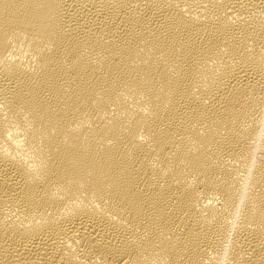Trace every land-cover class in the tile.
Instances as JSON below:
<instances>
[{
    "label": "bare ground",
    "instance_id": "6f19581e",
    "mask_svg": "<svg viewBox=\"0 0 264 264\" xmlns=\"http://www.w3.org/2000/svg\"><path fill=\"white\" fill-rule=\"evenodd\" d=\"M0 264H264V0H0Z\"/></svg>",
    "mask_w": 264,
    "mask_h": 264
}]
</instances>
